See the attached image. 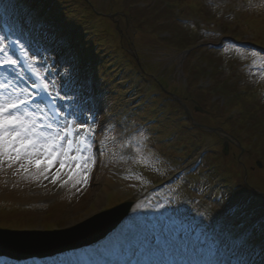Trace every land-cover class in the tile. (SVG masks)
I'll return each mask as SVG.
<instances>
[{
	"label": "rangeland",
	"instance_id": "374dc122",
	"mask_svg": "<svg viewBox=\"0 0 264 264\" xmlns=\"http://www.w3.org/2000/svg\"><path fill=\"white\" fill-rule=\"evenodd\" d=\"M72 1L91 8L95 12L97 20L101 22V30L106 32H101L100 37L111 36V39L114 38L126 54L129 50L136 51L139 64L145 68L148 77L141 73L134 78V74L139 71L133 70L132 67L121 66L120 61L116 64V74L114 76V72L110 74L109 81H106L107 75L104 80L86 77L85 80L91 82V87L94 84L96 89H100L98 92H101L99 128L100 139L105 146L103 153H99L95 149V141H92L89 156L94 158L93 183L88 189H83L77 180L69 181L68 176H64L61 182L64 186L61 189L60 185L52 183L51 175L48 179H44L43 176L39 179H25L22 170L17 171L18 165L9 168L5 164L0 167V212L4 213L0 214V228L13 231L20 229L22 231L46 229L55 231L65 229L67 221L90 213L98 199L102 200L100 209L88 218L118 203L135 201L131 216L111 239L101 243L97 248L66 253L54 259H46L42 264H117L119 260L115 257L122 245L125 246L124 253L137 258L149 252L151 254L153 249L150 241L154 229L151 220L153 215L150 213L155 211L147 209V199L139 198L134 191L136 184L137 187H146L148 184L141 175H138V180L121 181L114 171L128 170L137 167L140 163L149 174L152 172V175H149L150 179L160 183L170 178L178 166L192 165L200 154L201 169L192 171L189 166L186 172L192 171L196 175H201L200 178L194 177L193 180L200 181L199 185L205 186V183L207 185L201 190L200 186H194L192 183L191 191L194 193L189 189L186 193L194 194L196 198L197 194L203 192L201 194L203 199L210 193L218 179L205 176L208 172L206 165H213V175L218 174V168L223 166L224 170L230 172V178L227 179L231 182H241L244 177L243 172H246L252 190L262 192L255 206L264 205V191H262L264 190V158L260 155L264 151V145L255 146L254 149L247 148L255 139L246 136L261 132L253 131L250 121L245 127L238 123L239 107L231 106V96L219 90L222 84L235 82L239 91H246V94H249L254 93L255 84L260 85L264 81V57H255V53L248 49L249 47L239 50L233 44L223 40V38L230 39L234 33L233 35L240 37L241 41H254L256 45L264 48V0H248V2L247 0H169L173 8L169 11L166 21L160 18L157 10L154 8L152 10L153 0ZM145 7L146 9H143ZM180 14L187 17L186 20L189 23L177 21L176 17ZM24 15L25 13L19 16L24 17ZM19 16L13 17L14 22ZM173 17H175L174 20ZM167 25H170V28L163 31L161 28ZM186 26L188 29H185ZM43 27L51 26L45 24ZM39 28V26L34 28L36 33L41 32ZM206 29L210 30V38L198 40L195 37L196 31ZM49 30L46 32L47 35L56 37L57 43L63 46L64 35L55 33L58 28L53 27ZM158 30L159 33H157ZM185 38H187L186 42L183 41ZM103 40L101 43L104 42ZM130 45H134L133 48ZM216 45H221L222 48L213 49ZM64 48L67 49L68 58L70 56L68 47ZM186 49L189 51L187 52ZM114 56L111 52V57ZM207 59L219 63L220 68L217 73L213 72ZM148 78L154 80V83L158 80L163 86H167L170 93L179 97L180 104L187 107L193 120L203 126L200 133L205 138L201 137L200 142L198 138L195 139L193 142L195 144H191L188 151L184 152L183 141L181 143L178 141L182 135L184 141L188 139L190 120L183 117L181 112L176 113L177 108H180L177 103L169 102L167 109L161 108L157 112L153 109V112H148L151 114L137 120L132 117L134 112L144 110L151 105L160 106L163 103V96L158 97L157 100L154 99L155 89L147 90L145 84ZM85 80L83 81L86 82ZM263 96L264 88L260 94H256V101L264 109ZM196 106L203 113L196 111ZM230 118L232 119L229 120ZM209 129H213V132ZM157 133L163 134L157 137ZM194 134L197 136L198 133L194 132ZM97 135L98 131L95 138ZM146 139L148 140L145 144L149 146L156 142L155 153L139 150L138 144H143ZM257 140L258 143L259 140L264 141V139ZM224 141L227 142L226 155L222 154ZM237 141L244 145V152L239 149ZM199 147L205 149L194 153ZM204 151L211 154L205 158V155L202 156ZM189 154L192 157H188ZM155 159L160 160L161 163V168L156 173ZM257 161L261 163V169L255 166ZM55 169H52V172ZM173 191L172 188L170 192ZM226 192L228 193V190ZM251 193L246 191L243 197L252 195ZM165 196L166 194H162L163 198ZM230 198L231 203L235 201L234 198ZM8 203L11 205L4 206V204L9 205ZM2 207L9 208L6 212H11L13 207L15 213H5L1 210ZM214 209L218 210L216 207ZM202 225L210 227L213 234L217 235L216 222L211 223L204 218ZM243 231L238 230L233 233L230 236L232 239L230 244L221 242L216 245L212 241H207L211 260L214 261L217 253L238 256L236 251L244 249V246L232 251L231 243L237 237H241ZM42 237L46 236L42 235ZM201 238L207 237L201 235ZM110 244H118V247L113 250ZM129 244L132 247L131 250L128 247ZM262 249L260 250L257 243L247 245L240 259L244 258L249 264L255 262L261 264L260 257L264 256V248ZM148 263L150 264L149 261ZM212 263L220 264L219 261ZM26 264H34V262L27 261Z\"/></svg>",
	"mask_w": 264,
	"mask_h": 264
},
{
	"label": "snow or ice",
	"instance_id": "6c2138e0",
	"mask_svg": "<svg viewBox=\"0 0 264 264\" xmlns=\"http://www.w3.org/2000/svg\"><path fill=\"white\" fill-rule=\"evenodd\" d=\"M17 23L22 31H30V26H39L42 32L45 30L31 14ZM13 47L31 72L33 79L28 89H20L19 80L23 77L16 72L20 61L11 54ZM30 53L31 47L18 37L0 36V69L9 67L13 70L7 74V79L0 76V167L18 165L17 171L22 170L25 179L41 176L48 179L51 175L53 183L59 179L60 170L74 169L77 183L86 184L89 164H94V158L88 155L92 149L93 129L84 118L85 110L90 111L87 107L89 98L77 92L78 86L65 88L63 85V96H53L49 90L50 81L35 67L36 54L30 61ZM40 62L46 63L43 59ZM47 71L51 73L50 68ZM9 80L16 81L15 85L9 84ZM58 99L64 101V107L50 110L49 105ZM71 120L76 123H70ZM54 168L57 171L52 174ZM69 179H72L71 175ZM236 240L241 246L246 243L243 236Z\"/></svg>",
	"mask_w": 264,
	"mask_h": 264
},
{
	"label": "trees",
	"instance_id": "16d2710c",
	"mask_svg": "<svg viewBox=\"0 0 264 264\" xmlns=\"http://www.w3.org/2000/svg\"><path fill=\"white\" fill-rule=\"evenodd\" d=\"M141 1H144V0H141ZM154 2H155V4H154ZM143 3H145V2H143ZM152 3H153L152 4V10H153V8H154V10H157L158 13L160 14V18L161 19H165L164 21H166V18L168 20L169 11L173 8L172 7L173 5H171V2L169 0H153ZM73 8H75V9H73L72 12L74 13V15H76L77 18H79L80 15H82V14H87V12H88V14H90V16H91V19L94 20L95 26L100 28V29H102L100 27L101 22H99L97 20V17L95 15H93L91 13V11L87 7H85L84 5H82V6L73 5ZM143 9H146V7L143 8ZM72 12L70 14L73 15ZM211 21H212V18H211ZM157 22H159V21L157 20ZM164 24H166V23H164ZM169 26L167 25V27L165 26V28L163 27L161 29H163V31H164V29H167V28L169 29L170 28ZM161 29L159 28V30H161ZM200 36H201V39L202 38H208V35H205V33H202V32H201V34L198 35V37H200ZM103 41H104V43L112 44V46H114L116 48V51H117L119 56L123 55V49L121 48L120 44L117 43V41L114 38L111 39V36L108 35V36L104 37ZM80 50L82 52H86L88 54L90 53V51H87V49H85V47H83L81 45H80ZM212 68H213V70L217 69L216 66H213ZM222 90L224 91V93H227L229 95L232 94V91H231L230 87H226L225 86V88H224V86H223L220 89V91H222ZM230 104H231V106L239 107V111H240V114L242 115L243 122H245L247 120H250L251 113L249 112V107L245 105V101L243 100V98H241L240 96H237V95H233L232 98L230 99ZM246 116H248V118H245ZM250 122L252 124L251 127L253 126V130L260 129V127L262 126V122L261 121H258V120L252 121V120H250Z\"/></svg>",
	"mask_w": 264,
	"mask_h": 264
},
{
	"label": "water",
	"instance_id": "95a60500",
	"mask_svg": "<svg viewBox=\"0 0 264 264\" xmlns=\"http://www.w3.org/2000/svg\"><path fill=\"white\" fill-rule=\"evenodd\" d=\"M225 147H226V145H225ZM99 235H100V232H99V233H96L95 235H93L91 239H93V238H95V237H97V236H99ZM91 239H89V240H87V241L89 242ZM81 244H85V243L82 242V243H79L78 245H77V244H75V245H76V246H79V245H81ZM71 246H74V245H71ZM67 247H70V246L68 245ZM63 248H66V247H61V248H59V249H57V250H62ZM57 250H56V251H57ZM51 251L54 252L55 249H52ZM39 254H45V253L35 252V251H33V252H30L27 256H38Z\"/></svg>",
	"mask_w": 264,
	"mask_h": 264
},
{
	"label": "bare ground",
	"instance_id": "6f19581e",
	"mask_svg": "<svg viewBox=\"0 0 264 264\" xmlns=\"http://www.w3.org/2000/svg\"><path fill=\"white\" fill-rule=\"evenodd\" d=\"M101 203H102V200H101V199H98L97 202H96V204L94 205V207H93L94 209H93V211H92L91 213H93V212H95V211H98V210L100 209V205H101ZM91 213H90V214H91ZM83 216L86 217V216H88V215L83 214ZM78 218H80V217H78ZM78 218L76 217L75 219H71L70 221H67V222H66V225H69V224H71V223H74L75 220L78 219Z\"/></svg>",
	"mask_w": 264,
	"mask_h": 264
}]
</instances>
